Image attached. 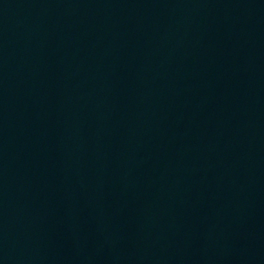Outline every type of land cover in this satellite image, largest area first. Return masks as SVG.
Listing matches in <instances>:
<instances>
[{"label": "water", "instance_id": "obj_1", "mask_svg": "<svg viewBox=\"0 0 264 264\" xmlns=\"http://www.w3.org/2000/svg\"><path fill=\"white\" fill-rule=\"evenodd\" d=\"M0 264H264V0H0Z\"/></svg>", "mask_w": 264, "mask_h": 264}]
</instances>
